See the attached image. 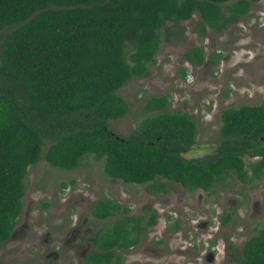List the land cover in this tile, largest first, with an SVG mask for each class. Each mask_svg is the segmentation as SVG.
<instances>
[{
	"label": "trees",
	"instance_id": "trees-1",
	"mask_svg": "<svg viewBox=\"0 0 264 264\" xmlns=\"http://www.w3.org/2000/svg\"><path fill=\"white\" fill-rule=\"evenodd\" d=\"M255 1L0 0V246L19 215L27 167L40 159L72 170L90 155L102 161L108 179L143 185L155 196L166 192L163 180L191 192L210 191L226 176L244 184L259 179L264 103L222 109L218 142L196 157L182 153L194 145L197 124L184 112L167 110L165 95L145 100L147 114L127 135L107 124L127 110L117 90L148 73L161 41L183 38L182 21L195 13L201 36L206 27L219 33ZM183 56L195 66L209 62L199 46ZM119 212L124 216L94 233L95 250L87 251L84 263L112 264L120 258L112 248L127 250L137 242L145 229L140 215H126L127 207L106 198L89 205L97 219ZM229 218L219 216L222 223ZM145 222L153 225L155 214ZM235 260L264 264V227L243 242Z\"/></svg>",
	"mask_w": 264,
	"mask_h": 264
},
{
	"label": "rangeland",
	"instance_id": "rangeland-1",
	"mask_svg": "<svg viewBox=\"0 0 264 264\" xmlns=\"http://www.w3.org/2000/svg\"><path fill=\"white\" fill-rule=\"evenodd\" d=\"M198 22L195 13L182 21L183 38L174 43L161 41L148 73L131 77L117 90L127 110L108 121L112 131L127 135L147 114L145 100L165 95L167 110L184 112L197 124L194 145L182 153L196 157L213 150L218 142L222 109L264 103V0L252 2L246 16L219 33L206 27L201 36ZM191 46L201 47L204 61L209 62L195 66L186 61L183 55ZM250 160L245 158V163ZM99 198L127 207L126 215H140L141 222L149 212L155 214L154 224L138 245L136 264H144L145 253L154 246L160 249V257L150 258L151 264L185 261V255L176 251L180 232L154 243L163 225L176 219L189 225L206 221L209 226L204 231L190 229L204 241L211 235L206 230L214 231L210 239L216 247L211 250L213 260L197 259L198 264H236L232 257L239 255L243 241L264 227V172L250 184L226 176L210 191L188 192L167 182L166 193L153 197L143 185L108 179L102 173V161L90 155L83 156L72 170L51 167L40 159L27 167L20 212L10 237L0 246V264H86L83 255L95 250L94 233L124 216L122 212L103 219L91 216L89 205ZM42 202H47L45 208ZM220 214H229L231 221L221 223ZM226 242L232 245L223 252ZM128 251L122 252L121 264H132Z\"/></svg>",
	"mask_w": 264,
	"mask_h": 264
},
{
	"label": "flooded vegetation",
	"instance_id": "flooded-vegetation-1",
	"mask_svg": "<svg viewBox=\"0 0 264 264\" xmlns=\"http://www.w3.org/2000/svg\"><path fill=\"white\" fill-rule=\"evenodd\" d=\"M241 18H243V17H241ZM240 19H238V20H240ZM236 22H234V23H236ZM256 157L257 156H253V157H250V158L255 159ZM163 182L166 184V187H167V182L168 181L164 180ZM164 193H166V192H164ZM164 193H160V194H164ZM150 195H152V194H150ZM152 196L153 197H157L155 195H152ZM225 215H229V214H225ZM167 217H168V219L170 218L169 216H167ZM229 217H230L229 220L226 221V222H223V224L228 223V222L231 221V216L229 215ZM205 222L199 223V224L197 223V224L189 225V224H185L183 221H180V222L177 221V227L174 230L173 226H174L175 220H173L171 224L163 225V229H161V231L158 233V236L155 237V242L154 243L161 244L162 241L166 239V237H165L166 235H172L174 232L175 233L176 232H180L181 233L180 235H182V240L179 242L180 245H179V248L176 249V251L180 252V253H183L185 255V261L182 262L181 264H198L196 262L197 259H201V260H204V261H207V262H211L213 260V252L211 250L216 248L214 241L210 240V239H213V237H214V231H212L211 229L206 230L208 232L207 234L210 233L211 235L204 241V240L201 239V237L200 238H197V237L195 238V236H197V235H194L193 231L190 230L192 228L195 229L196 227L198 229H201V230L204 229L205 230V228L209 226V225H207V223L205 224ZM140 224L141 225H145V229L142 230L141 232H139L137 242L135 244H133V245H130L127 248V250H129L128 252H130V255L132 256V260H131L132 264H136L137 260H139V258L135 257V255L138 253V245L141 243L142 239L144 238V234H145L146 229L149 226H151V225H147L145 221L144 222H140ZM12 230H13V228H12ZM11 233H12V231H11ZM11 233H10V235H11ZM155 233H157V232H155ZM184 243H185V245H183ZM231 245H232L231 242H226L225 245H223V247H222L223 252H226V250L228 248H230ZM242 245H243V243L240 246L241 249H242ZM146 248H149V247L146 245ZM207 248L209 250H207ZM241 249L239 250V255L232 257L236 264H238V263L236 262L235 258L241 256ZM111 250H115V253H114V251L113 252L111 251L112 254L115 257H120L118 261L112 260V264H121L122 252L127 251V250H121V249H119L117 247H114ZM149 250L151 251V252H149V254L145 253L146 261L144 262V258L142 260L144 264H151L149 262V259L152 258V257H154V258L160 257L159 256L160 249H158L157 247L154 246L153 248H149ZM159 264H166V263L165 262H161Z\"/></svg>",
	"mask_w": 264,
	"mask_h": 264
}]
</instances>
